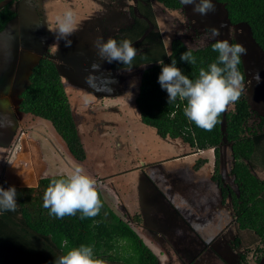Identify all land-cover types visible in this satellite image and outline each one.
<instances>
[{
  "label": "rangeland",
  "instance_id": "374dc122",
  "mask_svg": "<svg viewBox=\"0 0 264 264\" xmlns=\"http://www.w3.org/2000/svg\"><path fill=\"white\" fill-rule=\"evenodd\" d=\"M135 3L136 0L21 2L19 19L8 28L13 33L7 39L0 38V64L10 67V76L1 77L9 93L0 94V110H4L0 111V172L4 171L3 176L10 183L16 182L11 171L16 170V174L17 169L25 174L26 178L19 184L25 186L41 177L69 175L76 166H81L96 181V189L102 199L121 218H124L126 209L130 213H142L140 205L134 209L130 201L138 198L139 192L144 195L146 188L143 185L148 180L147 176H153L166 194L172 191L171 200L176 199L177 204L186 205L188 211L199 212L206 203V198H200L209 196L213 184L212 149L193 153L181 140L160 138L153 127L143 124L134 98L144 67L131 72L127 69L111 70L109 63L97 54V40L106 42L111 37L114 39L120 29L131 24L132 16H137ZM151 5L166 53L170 52V42L174 38L182 39L192 47L208 42L204 32L207 24L189 27L193 25L191 17L194 15V26L199 25L198 14L193 12L192 5L181 4L182 7L175 10L167 9L157 1H151ZM218 10L212 12L217 14ZM69 11L73 13L74 31L67 37L72 42L71 46L66 47L65 40L58 39L56 34L58 20ZM224 31L227 36L228 31ZM246 40L250 41L249 38ZM246 50L243 60L247 65L253 51L250 47ZM44 54L51 55L61 76L65 77H62L64 87L86 152L83 161L72 158L48 121L16 108V91L26 84L30 67ZM94 63L100 66L98 70L92 69ZM89 76L92 77L91 83H86L85 78ZM255 89L257 91V88L252 92L248 90L249 101L254 107L264 109V103L255 98ZM222 154L220 167L226 176L230 166L228 146L223 147ZM199 158H205L207 162L195 170L194 165ZM258 175L264 177V173L258 172ZM179 190L186 192L189 200L185 202L178 197ZM147 196L144 198L149 201ZM204 210L207 212L209 205H205ZM158 215L161 226L164 220L161 213ZM175 231L181 234L182 227L176 226ZM186 234L192 233L186 229ZM141 236L158 256L159 264L189 263L178 249L176 237L166 236L164 240H158L154 236L147 237L144 231ZM102 264L111 263L102 260Z\"/></svg>",
  "mask_w": 264,
  "mask_h": 264
},
{
  "label": "trees",
  "instance_id": "16d2710c",
  "mask_svg": "<svg viewBox=\"0 0 264 264\" xmlns=\"http://www.w3.org/2000/svg\"><path fill=\"white\" fill-rule=\"evenodd\" d=\"M22 1L12 0L0 8V33L16 24ZM151 1H157L167 9L182 7L180 0H136L137 16H132L131 24L120 29L114 39L118 44L124 39L131 41L137 54L130 66L114 61L109 67L111 70L144 67L134 102L141 122L153 127L160 138L179 139L193 153L212 149L211 180L218 183L224 197L227 189L230 191L231 210L239 225L235 247L242 251L243 257H248L250 264H255L257 236L264 238V177L258 175V172L264 173V111H259L249 101V75L242 57L237 66L244 76L242 94L219 116V122L211 131L187 119L184 115L186 101L177 99L167 103V92L161 88L158 77L162 66L175 60L182 73L195 80L200 68L207 70L217 60L218 53L212 50V44L224 38L230 44H236L237 32L242 29L264 53V0H212L221 6L229 24L228 33L226 36L221 25L216 24L215 28L219 32L220 28L222 30L220 36L208 39L203 46L192 47L195 65L180 60L181 54L188 50L182 39H172L170 52H165ZM191 19L193 25L189 27L195 28V15ZM208 29L210 34L212 28ZM62 77L64 75L61 76L51 55H41L30 67L26 84L16 91L15 105L23 113L48 121L72 158L83 161L86 152ZM0 111L4 112L3 109ZM227 146L230 166L225 176L220 159L223 147ZM206 162L205 158H199L195 170ZM3 172H0V187L5 190L15 187L17 210L0 211V264H55L61 255L81 244L93 247L94 259L107 260L111 264H159L158 256L141 238L145 218L141 208L142 213H130L126 209L121 218L97 189L103 204L97 216L81 219V213L77 212L74 216L58 219L43 207V194L53 178L66 177V173L41 177L32 184L20 186L10 183ZM228 179L232 185L225 184ZM65 239L68 243L62 247Z\"/></svg>",
  "mask_w": 264,
  "mask_h": 264
},
{
  "label": "clouds",
  "instance_id": "9594fccd",
  "mask_svg": "<svg viewBox=\"0 0 264 264\" xmlns=\"http://www.w3.org/2000/svg\"><path fill=\"white\" fill-rule=\"evenodd\" d=\"M185 6L192 5L193 12L207 15L215 10L211 0H181ZM74 31L73 13L66 12L58 20L57 38L65 40V46H71L68 36ZM183 34V33H180ZM220 36L216 28L206 33V39H215ZM98 56L107 63L118 62L131 65L137 54L131 41L124 39L119 44L115 39L109 38L106 42L97 40L95 44ZM187 51L183 52L180 60L189 64H196L193 48L187 44ZM212 50L218 53L216 62L211 63L208 69L200 68L198 78L189 79L184 75L176 61L162 66L158 77L161 88L167 92V103H174L179 99L186 101L184 115L196 126L211 131L219 122V116L226 111L230 104L235 103L244 89V76L238 70L240 58L247 54L243 45L230 44L227 40H217L212 44ZM93 70H98L99 65L93 64ZM129 67L126 71L131 72ZM254 79L259 83V75ZM86 83H91L92 77L85 78ZM17 192L15 187L5 190L0 187V211L17 210ZM43 207L49 209V215L58 219L65 216H74L81 213V219L97 216L103 207L96 189V181L89 176L83 167L76 166L71 174L63 178H53L43 194ZM68 241L62 242V247ZM55 264H102V261L93 258V247L81 244L69 249L65 254L55 260Z\"/></svg>",
  "mask_w": 264,
  "mask_h": 264
},
{
  "label": "flooded vegetation",
  "instance_id": "af4514ba",
  "mask_svg": "<svg viewBox=\"0 0 264 264\" xmlns=\"http://www.w3.org/2000/svg\"><path fill=\"white\" fill-rule=\"evenodd\" d=\"M211 2L213 1L211 0ZM221 12V10H218L217 14L209 12L207 15L203 16L198 14L196 19L199 21V25L197 24L195 28L199 26L203 27L205 24L208 25L209 29L215 28V23L218 21L221 25V28L227 31V19L221 15ZM239 28L242 29V27ZM205 32H208L207 28H205ZM238 33H240L239 35L243 34L246 36L244 34V29ZM248 36L246 37L249 38ZM250 47L254 53L252 52V57L250 60H247L249 88H257V91L255 89V98H257V100L260 99V103H264V53L256 45H250ZM241 57L243 60L244 55ZM243 62L245 61L243 60ZM256 74L259 75V83H257V81L254 79ZM257 109L259 111H264L263 108ZM146 178L149 179L148 176ZM211 181L213 184L211 191L209 192V196H203V199L206 198L205 205H209V210L203 213H200L203 210V207L201 210H199V212H195L193 209L188 211L186 209V205H177L171 200L172 191H168L166 194V192L161 190L158 185L154 184L153 189L155 190H153V196L152 198L150 197L149 200L151 202L150 207L152 213H149V209H147V207H143V204L140 206L145 215L143 229L146 232L147 237L154 236L155 239L159 240H164L166 236L171 238L176 237L175 239L179 243L178 249L182 251L183 256L188 259L187 261H189V263L250 264L248 262V257H245V255L243 257L242 251H240L238 247H235L237 244L235 242L239 233V225H237V223L234 221L233 210H231L232 196L230 191L227 189V195L224 197L223 191L219 187L218 183L213 180ZM225 184L232 185L230 180ZM179 192L180 194L178 196H180L185 202L189 200L190 196L187 195L186 192L184 193L181 190H179ZM145 196L147 195L145 194ZM160 213L162 214V219L164 220V224L161 226L158 215ZM157 220H159V222ZM178 225L182 227L181 234L175 231V227ZM156 229L159 231V233ZM186 229H188L192 234L187 236ZM183 237L186 239L183 240ZM257 237L258 258L256 257L257 260L255 264H264V238H262L261 235H258ZM195 238L199 240V242H197ZM192 239H194V241L190 242ZM187 240L189 242H187ZM192 243H194L193 246H191ZM176 255L180 256L178 254Z\"/></svg>",
  "mask_w": 264,
  "mask_h": 264
},
{
  "label": "crops",
  "instance_id": "0c3cea01",
  "mask_svg": "<svg viewBox=\"0 0 264 264\" xmlns=\"http://www.w3.org/2000/svg\"><path fill=\"white\" fill-rule=\"evenodd\" d=\"M5 80H1L0 79V93L4 96V95H6V93H8V92H6V87H5ZM5 159H3V161H4ZM15 168H17V167H15ZM20 170V169H19ZM19 170L17 169V172H16V174H15V171L16 170H14V172L12 173V171H11V175H12V178L16 181L15 183H14V185H19L20 184V182L21 181H23L26 177H25V174H23V173H21V172H19ZM21 171V170H20ZM147 179V178H146ZM157 181H156V179L153 177V176H150L149 177V179L148 180H146L145 182H144V187L146 188V190L144 189V192H143V194L144 195H140V192H139V196H138V198H135V200H132L131 202H130V205L134 208V209H136V207L138 206L139 207V205L141 206L142 204H143V207H147V209H149V213H152L151 212V202L150 201H146V198H144L145 197V194L147 193V195L149 194V193H153V190H155V189H153V187H154V184H156L157 185V183H156ZM153 196V195H152ZM152 196H151V198H152ZM148 197V200H150V196H147ZM179 197V196H178ZM202 200H203V198H201ZM145 201V202H144ZM176 201V199L173 201L174 203H176L175 202ZM177 204V203H176ZM177 205H180V206H185L184 204H177ZM202 207H203V210L201 211V213H203V212H206L205 210H204V208H205V204L204 205H202Z\"/></svg>",
  "mask_w": 264,
  "mask_h": 264
},
{
  "label": "water",
  "instance_id": "95a60500",
  "mask_svg": "<svg viewBox=\"0 0 264 264\" xmlns=\"http://www.w3.org/2000/svg\"><path fill=\"white\" fill-rule=\"evenodd\" d=\"M11 1L12 0H0V8L4 7L8 3H10ZM212 3L214 4V6H215L216 9L218 8L219 10H221V6L218 3H216V2H212ZM216 24H219V22L217 21V23H215V25ZM236 28H238V27H236ZM9 31L10 30L7 29L5 32L0 33V38H5V39L9 38L10 35H11V33H9ZM239 34L240 33L237 32V35H236L237 41H238L239 44L243 45L245 49L248 48V47H250V45H256V46H258L256 42H253L251 39H250V41H252V42H250V41L246 40V38H247L246 36H243L242 34L239 35ZM243 63H244L245 70L247 71L248 66L246 65L245 62H243ZM7 74H9V76H10V67L9 66H2L0 64V79H1V77L3 75H7ZM8 93H6V94H8Z\"/></svg>",
  "mask_w": 264,
  "mask_h": 264
}]
</instances>
